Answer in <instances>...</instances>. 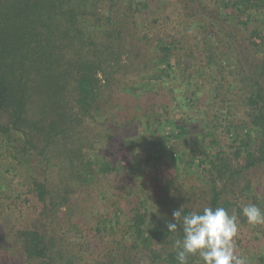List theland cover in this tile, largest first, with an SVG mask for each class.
Masks as SVG:
<instances>
[{
    "label": "trees",
    "instance_id": "16d2710c",
    "mask_svg": "<svg viewBox=\"0 0 264 264\" xmlns=\"http://www.w3.org/2000/svg\"><path fill=\"white\" fill-rule=\"evenodd\" d=\"M197 1L196 8L189 1L181 4L177 14L181 20L174 29L150 37L152 25L136 28V0H0V207L8 212L7 200L20 197L11 184L13 177H22L37 203L31 224L15 232L25 264H79L83 258L68 255L71 248L64 242L71 237V242L89 248L87 237L95 236L103 245L96 264H178L173 241L183 232L179 225L175 234L167 230L168 223H175L173 211L181 207L187 214L201 212L205 206L223 207L241 217L236 195L250 189L248 170L264 163V25L260 32L254 28L250 44L241 40L244 48L252 50L251 45L260 55L246 68L240 58L248 56L234 51L232 27L247 24L239 18L251 0H220L215 10L205 0ZM105 2L107 23H102L99 11ZM152 22L158 25L159 18ZM186 23L187 27H180ZM147 39L152 42L149 54L139 46ZM212 71L220 75L213 84ZM150 73L157 89L162 86L161 93L168 80L176 79L174 74L189 79L190 89L172 98L184 113L190 108L187 105L221 93L230 102L239 94L247 107L245 123L228 110L224 116L201 120V131L181 124L187 137L194 135V141L203 142L207 135L216 146L211 153L194 150L202 179L208 178V198L199 206L191 202L194 186L174 184L175 194L170 192L175 186L164 180L177 171L178 164L190 166L191 160L172 142L166 146L171 134H166L163 124L176 120L168 116L162 97L149 101L151 86L142 78ZM141 91L149 101L146 104L133 101L136 96L139 101ZM126 101L136 103L138 112H131ZM215 106L209 101L201 113L207 115ZM83 121L110 123L106 130L112 134L116 130L114 134H122L135 123L134 129L143 128L151 138L149 153L128 152L116 163L110 152L94 147L92 141L98 136L83 134ZM223 139H228V146L224 147ZM241 178L247 184L235 192ZM99 181L108 183L99 193L109 199V215L91 225L86 214L73 208L60 215L78 186L91 187ZM144 251L147 262L138 258ZM188 264L202 261L190 256Z\"/></svg>",
    "mask_w": 264,
    "mask_h": 264
},
{
    "label": "rangeland",
    "instance_id": "374dc122",
    "mask_svg": "<svg viewBox=\"0 0 264 264\" xmlns=\"http://www.w3.org/2000/svg\"><path fill=\"white\" fill-rule=\"evenodd\" d=\"M188 1L189 4H191V8H196L199 3V1L197 0H194V3H191V1L193 2V0H177L178 3H176V0H136L139 9L136 23V28L138 27L137 30L139 28L142 29L144 26H148L150 28L153 26V28L150 29V37H157L159 34L164 35L165 31L170 32L175 28V26H177V23L181 20L177 19V14L179 12L180 6H182L184 3H187ZM205 1L210 9L215 10L219 5L218 3L220 0ZM106 4L107 3L105 2L104 7H100L99 11L100 17L103 18L102 23H107ZM244 6L246 8L242 12L243 14L239 18V20L246 21L247 24L244 26L236 25L232 27L233 33L235 35L233 47L235 48L234 51H238V55L240 52L241 55H244L245 57L248 56L247 59L240 58L241 62H244L246 64V68H248L249 62L253 61L254 58H260V55H256L254 53L255 49L251 45L248 46L252 50H247L246 48H244L245 46L243 44H250V39L252 40L251 34L254 28L255 31L259 32L261 31V29H263L264 23H262V21L264 18V0H251V2L245 4ZM151 9L152 11H156V16L152 15ZM157 17L159 18L158 25L152 22V20ZM168 17L169 20L167 21L166 19H168ZM187 26L188 23L180 27L185 28ZM193 31V29L190 30V32ZM190 37L191 36H189L188 38ZM241 40L244 41V43L241 42ZM151 45V40L147 39L146 42L142 41L141 45L139 46L142 48L143 53L147 52L146 54H149L148 52L149 49H151ZM220 49H222L221 46ZM242 49L246 51V54L241 52ZM148 56L149 55H147L146 57ZM209 75L211 76V84L216 83L215 79H219L220 76L213 71L210 72ZM174 77L176 79L171 78L167 81L163 93H161V85L159 89H157V82H155V79H153L151 73L142 78V80L144 81V84L151 86L149 101L152 99L157 100L162 97L163 104H167L166 110L168 111V116L172 119H175L176 123H178L171 124L167 122L163 124L166 134H171V137H169L166 146H169V142H172L173 146H175V150H178L180 153H182L185 156L184 158L186 160H191L190 166L185 165L183 167V165L178 164L177 171H171L169 175L165 176L164 180H166V182L170 181V184L172 185L178 184L180 182H186V186H194L196 193L194 196H192L193 198L191 202L199 206L200 204L205 203L208 198L207 194H205V188L207 190L208 178L207 180L202 179L203 174L201 175L200 167L197 166L198 157H194V150L196 147L200 150L203 148L202 150H204V152L211 153L215 151L216 146L213 141H210L207 135L205 136V138H201L203 142L194 141V135L187 137L183 129L184 127L181 124H184V122H186L191 127H198V130L196 129V131H201V123H199L201 120L205 118L211 119L215 115L224 116V112L228 110V114L230 116H234L235 119L239 121V123H245V120H248V118H246L247 107L242 106L241 102L238 99L239 94H237L233 98L235 101L230 102V100L225 99L223 97V94L221 93L218 97L212 95L211 99L205 98L204 103L201 101H197V104L195 103L193 104V106L187 105L190 108L187 109L186 113H184L183 109L172 101V98L174 95L176 97L182 96L188 89H190L189 85L187 84L189 79L186 77H181L178 74H174ZM227 77L228 79H231L230 71L227 72ZM191 79H193V77ZM199 80H201V78ZM205 81L208 83L207 88H210L211 85L209 83V77H207ZM191 89L193 88L191 87ZM170 90L173 91L170 92ZM139 95H141L139 101L137 102L136 100L137 96L133 97L135 98L133 101H136V103L138 104H146L149 102L146 99V94L143 91H141ZM200 96L204 98L203 94H200ZM209 101L215 103L216 106L209 109V111L206 110L208 114L204 115V113H201L203 104ZM132 102L130 103L126 101V103L129 104V108L132 109L131 112L137 113V107H134L136 103ZM220 120V123L223 124L224 120H222L221 117ZM83 124L86 126L85 130L83 129V134H94V136H98L92 141L94 142V147L97 150L104 151L105 153L110 152L113 155V159H117L116 163H118V161L123 158L122 154H128V152H139V154L142 156H147V154L149 153L148 148L151 146V138L148 136V134L144 135V132L142 130L143 128L138 127L137 129H134L135 123L130 124L133 125L132 128L129 129V127H127L125 129V132H122V134H114L117 130L113 134L108 132L106 130L107 127H112L110 123H89L88 121H83ZM179 128H181V130ZM177 129L180 132L182 131L184 137L180 136V134L177 132ZM160 130H162L161 127ZM107 134H112V136L107 138ZM198 134L204 135L202 133ZM156 136L159 137L158 133ZM222 143L224 144V147L228 146V139H223ZM249 143L253 148H255L254 140L252 141V139L250 138ZM238 163L240 165H243L244 160L240 159ZM202 166L207 167V164L204 163L202 164ZM116 174L118 175V172L112 174V179L116 178ZM246 175L249 180L251 179L250 189L249 191L242 190L244 191L242 193L239 192L236 195V201L237 203H239L241 208L247 204H256L258 207H260L261 211L264 212V163L255 168L249 169ZM163 181L158 182L159 188L162 186V184H164ZM17 182H21V184L17 186ZM238 184L239 186H235L234 188L235 192L240 190L242 185L247 184V181L241 178ZM11 185V188L13 189H16V187L18 188L20 197L14 198L11 197L10 193H7L9 197H11L7 200V202L10 203L11 208L8 212H6L0 207V239L3 240L2 246H0V264H25V260L23 259L21 251L16 243L15 232L19 228L31 224V218L37 214V212H34L37 203L34 196L28 192L29 186L23 183L22 177H13ZM174 186L175 187H173L170 192H175V194H178V190L176 189L177 185ZM107 187L108 183L101 181L96 184L92 183L91 187H89L87 184L78 186L74 194H72L70 197V206L62 209V213L60 215L65 216L66 212H68V209L70 210V208H73V211L75 213H84V216L87 215L90 225L91 222H97V220H99L101 216L103 217L105 215H109L112 211L109 199L102 198L99 193V190L106 189ZM167 187L169 188L170 185H167ZM242 217L244 218L243 221L241 220ZM238 220L240 226L239 233L236 238V245L238 250L247 254L251 258L252 264H261V258L264 259V225H257L255 227L250 226L243 215H241L240 218L238 217ZM84 222L86 223V221ZM87 239L90 241L89 248L85 246L80 247L79 245H82L80 244V242H71L72 238L69 237V239L65 241L64 244L69 246L71 250L66 253L68 255H70L71 253H76L77 256L83 258V261H81L79 264H83V262L86 264H96L97 259L99 258V253L103 248L102 242L97 240V236L87 237ZM261 253L263 256H261ZM138 258H142V262H147L149 260L145 251L140 253L138 255Z\"/></svg>",
    "mask_w": 264,
    "mask_h": 264
},
{
    "label": "clouds",
    "instance_id": "9594fccd",
    "mask_svg": "<svg viewBox=\"0 0 264 264\" xmlns=\"http://www.w3.org/2000/svg\"><path fill=\"white\" fill-rule=\"evenodd\" d=\"M242 215L250 226L264 225V212L256 204L242 207ZM175 223H168L169 233H177L178 225L183 236L173 241L178 264H188L196 256L202 264H252L251 258L238 250L236 238L239 220L223 207H203L201 212L182 213L178 208L172 213Z\"/></svg>",
    "mask_w": 264,
    "mask_h": 264
}]
</instances>
